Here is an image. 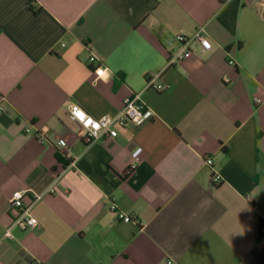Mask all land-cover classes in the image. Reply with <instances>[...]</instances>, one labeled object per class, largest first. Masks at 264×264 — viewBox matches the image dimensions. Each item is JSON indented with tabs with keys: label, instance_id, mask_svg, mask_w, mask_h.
Instances as JSON below:
<instances>
[{
	"label": "crops",
	"instance_id": "1",
	"mask_svg": "<svg viewBox=\"0 0 264 264\" xmlns=\"http://www.w3.org/2000/svg\"><path fill=\"white\" fill-rule=\"evenodd\" d=\"M200 28L212 50L169 64ZM139 92L145 121L104 140L68 116ZM0 264H264V0H0Z\"/></svg>",
	"mask_w": 264,
	"mask_h": 264
},
{
	"label": "built area",
	"instance_id": "2",
	"mask_svg": "<svg viewBox=\"0 0 264 264\" xmlns=\"http://www.w3.org/2000/svg\"><path fill=\"white\" fill-rule=\"evenodd\" d=\"M226 2V0H221ZM262 1V0H255ZM174 43L180 45V50L175 53H170L169 64L174 61H179L183 59H188L193 55L194 46H201L205 50H212L211 40L204 34V28H200L192 36H187L184 34H176L173 38L169 39L167 44L168 47H172ZM89 63H99L100 59L92 54L89 57ZM234 65V62H230ZM160 77V73H153L147 79L146 89H154L158 92L169 89V85L159 83L157 80ZM256 104L263 103L260 98H255ZM148 111L146 109L145 103L142 100V92L133 94L125 98L123 108L117 117L102 116L94 117L87 113L81 106L73 104L69 107L68 116L78 123L84 130L82 136L86 143H94L100 140H104L111 136V129L113 126H124L127 122H133L136 124H141L145 121ZM30 132V131H28ZM42 142L44 138L40 136L39 138ZM206 164L214 169V161L212 158L206 159ZM136 169V165L131 167V170ZM222 176L217 171L213 170L210 176V183L212 186L217 187L222 184ZM27 193L25 191H15L11 194L9 200V210L13 215L12 227L18 228L22 231L29 229H34L38 226V220L32 216L29 212V207L25 204V197ZM111 211L116 215L117 219L125 223H133L132 215H129L122 211L115 203L111 206ZM6 236L11 238V229L6 232Z\"/></svg>",
	"mask_w": 264,
	"mask_h": 264
}]
</instances>
